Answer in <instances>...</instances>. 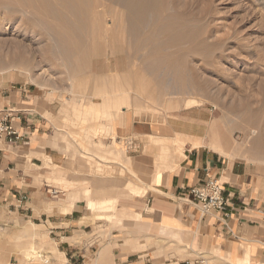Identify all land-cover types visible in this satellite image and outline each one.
I'll use <instances>...</instances> for the list:
<instances>
[{
	"label": "crops",
	"instance_id": "obj_1",
	"mask_svg": "<svg viewBox=\"0 0 264 264\" xmlns=\"http://www.w3.org/2000/svg\"><path fill=\"white\" fill-rule=\"evenodd\" d=\"M15 83L10 79L0 82V117L7 112L20 114V127L29 141L19 145L0 141V238L1 226L17 214L25 221L43 223L69 264H93L87 260L92 246L87 248L83 239L92 233L87 222L94 220L102 227L104 221L110 223L107 211L117 214L116 210L124 209L129 215L140 214L145 229L138 231L122 219L111 224V234L102 243L110 247L114 264L191 263L190 258L180 261L176 253L184 246L187 257L218 250L231 261L243 258L248 246L251 261L264 264V178L253 165L231 161L213 149L217 123L205 132L207 118L194 113V107L156 122L137 120L133 113L124 112L113 124V136L90 139L84 133L80 137L82 144L94 148L99 141L112 146L113 137L125 146L123 165H110L109 177H103L88 173L85 166L76 170L81 168L75 165L71 170V163L87 159L81 157V143L71 136L72 114L63 113L69 99L61 100L60 93L53 97L49 92L39 94ZM219 131L225 134L223 128ZM221 150L227 152L229 147L222 145ZM211 177L225 186L227 219L221 214L205 215L189 197L192 187ZM130 185L143 188L142 194L129 195ZM86 191L92 192L90 201L84 198ZM21 194H28L29 201L17 210ZM116 195L121 196L114 207L110 201ZM50 206L58 209L49 211ZM163 228L179 234L183 243L173 235L166 238ZM77 235L83 236V246L70 242ZM148 237L156 243H148ZM100 248L97 243L95 255Z\"/></svg>",
	"mask_w": 264,
	"mask_h": 264
},
{
	"label": "rangeland",
	"instance_id": "obj_2",
	"mask_svg": "<svg viewBox=\"0 0 264 264\" xmlns=\"http://www.w3.org/2000/svg\"><path fill=\"white\" fill-rule=\"evenodd\" d=\"M169 1L171 2V0ZM172 1L175 2V0ZM188 1L192 2L191 5L193 6V18L196 20V23H193V37H195L193 38L194 40L193 57L191 56L188 59L187 70L190 71L189 75H192L191 77H193V80L196 79L198 83L200 81V83L205 84L207 86L206 94L197 93V91L193 89L192 90L186 89L184 91H181L180 89H178L180 88V86L176 85L173 82L174 79L172 78L171 75H170L171 78L170 77L165 78V75L167 76L166 74L167 72L166 71L161 72L162 67L158 70L159 72L157 71L156 76L151 75L150 74L151 71L149 72L147 68L149 66L146 63L145 65H143L144 63L143 64L141 63L142 57L143 55H145L144 54L145 50H142L143 52L141 54L140 53L138 54L137 50L139 49L140 46L137 48L130 45L129 44L130 37L127 39L128 34L126 32L122 33L121 31H117L115 32L116 34L111 33L109 36L110 38L104 37L107 43L106 44L104 41V46L106 47L108 44L110 46L111 44H114L118 47L117 50L118 53L113 54L110 48L107 47L102 53V56L98 58H93L90 62L89 68L88 67L85 68V71L82 73V75H78L75 74V72L69 70L66 61H63L61 60L62 58L59 59V57L55 55H51V53L48 52L49 48L47 47L51 46L50 43L53 44V41L51 42L50 40L51 38H49V36L42 35L39 31H37L35 32V35H33V33L31 32L28 35L24 36L23 38V36H20L18 33H16L17 29L15 24L11 25V31L4 32L3 30H5L4 26L7 24V19H9L11 16L15 18L16 17L19 18L20 16L19 15L15 16L14 14L11 13L0 15V38L1 37L11 38V37H16V35L17 36L19 35L20 36L19 39L21 38L23 39L21 40L23 41L22 42L23 50L21 51V49H18L16 52L18 54L19 51V54L21 53V56L24 57V61L26 60L25 62H27V63L23 62V64L21 63L22 64L21 65L20 61L14 59L19 54L17 56H14L16 55L15 54L16 52L13 53L11 51H8L9 49H5L4 52L7 50L8 52L11 53L9 54L7 51H6L7 54L4 53L6 54L8 59V60L4 59L6 58V56L4 55L5 57L3 59L6 62L3 59H2L3 61L0 60L1 61L0 82H3L4 79H10L16 82L15 84H17L18 86L26 85L28 89L36 90V92L39 94H43V93L46 94L49 92L52 94L50 95V97H53V96H57V94L60 93L62 94L61 100L69 99L65 102L63 113L68 115L69 117L72 114L69 121L70 133H73L71 134V136L76 142L81 143L79 145V148L84 153V155H81V157L87 159L84 162L71 163V170H74L75 165L79 166L80 168L81 166L83 168L85 166L87 168L86 171L88 173L94 174L96 172L97 174L103 177L104 176L109 177L110 165L113 164L123 165L122 161L109 160L107 158H104L96 151L92 150L90 146H86L82 144L83 140H81L80 137L85 132L87 133V130H88L87 137L91 135L97 138L100 136L102 138L104 137L108 138L113 136V133L111 134L107 132L105 130V127L103 128L100 122L98 123L93 122V120L89 118L90 120H88V124H87L86 123L87 120H83V119H88V117H91L89 113L91 114L92 110L90 107L88 108L90 102L94 101L93 103L98 105L103 101L101 97L97 96L95 90L100 83L99 81L102 78L106 79L110 77L109 75L117 74V73H120L121 75H125L127 72L129 73V71L132 75V79L134 80V82L132 81L133 84H137V85H141V83H143L144 85L148 84V86L152 85L151 87L155 89L161 86L162 88H164L163 90L165 92L164 91L162 92V94L164 93L163 94L164 96L161 95L162 101L159 100L161 101L160 105L157 104L159 101L153 103L152 101L145 99L143 100L144 102L143 105L146 106V109H144V111H142L141 114L134 115L135 114L134 109L125 106L123 111L120 112V116H123L124 112H129V113H133L135 119L137 120H141V121L151 120L155 122L164 121L168 118V116H172L173 113L176 111H181L186 108L187 109L191 108L185 106L186 100H195L199 103L197 104L196 107L193 108V112L207 118L208 126L205 129V132L209 130L210 125L212 123H217L218 128H223L224 133L234 143L237 142V144L239 145L246 144L244 146L248 148L249 146H251L250 144L253 142V139L256 138L257 136L258 137L260 136L261 143L264 144V0H188ZM170 2L169 4L172 3ZM173 5L171 4L170 7L174 11ZM20 20L21 17L18 19V21ZM152 21L156 22V19L152 18ZM147 31L148 29H146V32ZM25 45L29 47L26 46L27 49L24 51ZM199 46L201 47V49L199 48ZM129 47L135 48L136 50L132 48L131 49L137 51L136 56L138 57L140 56V57L139 58L137 57V59L134 58L135 56L134 55L135 53L133 54L134 51H131L134 56L129 55L131 50ZM197 48H199L198 53H196ZM168 49H171L172 53H177L175 52L176 48L174 49L167 48L165 49L166 51L164 52L170 54L169 51L171 50ZM125 51L126 53H124ZM139 51L141 50L139 49ZM205 53H208L211 59H209L210 57L208 59L204 58L202 54ZM26 55L29 56V58ZM8 56L11 57L14 56V57L11 58ZM31 56L33 57L31 58ZM123 58L126 61H129L130 59L132 61L131 63L134 64L133 65L131 64L132 66L130 65L126 67L125 60ZM11 59L13 60V62L14 61L16 62L13 63ZM31 59L33 60V62ZM110 60H114L113 65L108 62ZM118 61H120L119 66H117ZM151 63H155V61H152ZM13 64L14 66H12ZM14 68L15 69L19 68V69L15 70ZM120 68L124 71H122ZM164 70L167 69L162 68V71ZM43 71H45V73ZM163 73L165 74L163 75ZM73 75H75L78 80H75L76 78L74 79L75 76ZM163 77L166 79V81ZM71 78H73L75 81H71ZM95 80L97 82H95ZM79 81L86 86L83 88L85 89L86 92L83 91L84 92L83 94V92L80 91V94L78 96V93L75 91L76 89L75 85L76 82L80 84ZM162 81H164V83ZM72 82L75 88L73 87ZM164 84L167 85L165 86ZM176 89L179 92H176ZM81 93L83 95H81ZM134 95H136V93L134 91L133 92L131 91L132 98H135ZM170 104H177L178 105L177 110L176 108L172 107ZM156 105L159 106L157 107ZM155 107L158 109H156ZM77 111L79 113L83 111V113H81L80 115L83 119L78 115ZM83 114H85L87 118H84L86 116ZM144 116L145 118H143ZM225 121H227L228 123ZM89 123L91 125L93 123V126L89 125ZM227 124H229L228 125L230 126L229 128L228 126H226ZM73 129L74 130L77 129L78 131L74 132L72 131ZM254 132L256 133L254 134ZM89 138L91 139V137ZM113 138H114L113 145L117 146L116 139L115 137ZM247 139L250 140V141L248 140V143H247ZM206 142L207 145L210 147L209 139H207ZM101 143L106 145L105 142L99 141V145ZM120 146H122V148L126 153L125 146L123 145ZM238 155L235 156V159H231L229 157L228 158L231 161H241L253 165L254 168L259 170V173L264 178V162H262L264 160H260V161L258 160L259 161L258 162L256 159L257 157L255 156L246 159L247 156H252L250 155V153H247L246 156H244L245 153H241V156ZM95 158L98 160L97 162L95 161ZM76 170H82V168ZM86 186L90 187V185L88 184H86ZM14 218L15 220L16 219L20 220L23 224H29L28 222L29 220L25 221L21 216L14 214L13 220L1 226L3 230L1 232L2 236L0 238V247L6 244V242L13 241L14 234L21 233V226H23V224L19 225L15 223ZM31 222L39 225H43L44 227L43 223L34 222V221ZM105 222L106 221L103 222L105 225H103L102 227L95 225L96 221L94 220L87 222L92 225V228L90 229L92 233L88 235L85 234L83 238L87 240L85 242L87 248H90V246H92V250L88 251L90 254L89 258H87L88 263L90 261L94 262L95 259L94 255L97 250V243L102 245L103 242L102 238H99L98 240L99 242L92 245L90 244L91 240L89 241V235L95 234V237H98L101 236V234H103L104 235L103 238H106L107 234H108L107 236L111 234L113 225H111V223L109 222L106 223ZM44 230H46V232L52 238V236L50 235L51 231L48 228H45ZM85 243L81 242L82 246ZM42 252H43L42 254L46 255L47 257L51 255L48 254L50 252L47 249H45V251L43 250ZM145 254H148V251H146ZM198 254H200V256ZM197 255H191L190 257H185L182 259L179 256L180 257L179 260L184 261L185 259L187 260L190 258L193 260L191 262L192 264H197L196 260L201 258L204 260V264L208 263L209 257H204L205 254L197 253ZM168 258H172V257H168ZM9 259L11 264H17L16 258L13 254L9 257Z\"/></svg>",
	"mask_w": 264,
	"mask_h": 264
},
{
	"label": "bare ground",
	"instance_id": "obj_3",
	"mask_svg": "<svg viewBox=\"0 0 264 264\" xmlns=\"http://www.w3.org/2000/svg\"><path fill=\"white\" fill-rule=\"evenodd\" d=\"M169 2H170L169 0H0V15L11 13V14H14L15 16L19 15L21 17L20 21H18L20 17L15 18L11 16L9 19H7V24L4 26L5 30H3L4 32L11 31V25L15 24L16 29H17V32L16 31L15 32L18 33L20 36H23V38L24 36L28 35L31 32L33 33V35H35V32L37 31H39L42 35L49 36V38H51L50 39L51 42L53 41V44L50 43L51 46L47 47L49 48L48 52H50L51 55H55L59 57V59L62 58L61 60L66 61L68 64L69 70L75 72V74H78V75H82V73L85 71V68L87 67L89 68L90 62L93 58H98L102 56V53L107 47L110 48L113 54H117L118 47L116 45L111 44L110 46L108 44L106 47L104 46L105 38H110L109 37L110 34L115 33L117 31H121L122 33L126 32L128 34L127 39L130 37V40H129L130 43L129 42L128 43L134 47L138 48L140 46L142 48L141 49L139 47L141 51H139L138 49L137 50L138 54L139 53L141 54L143 52L142 50H145L146 53L144 52L145 55L142 54L143 57H142L141 63L142 64L144 63L143 65H145L146 63L149 66V67L147 66L146 67L148 68L149 72L151 71L150 73L151 75L156 76L157 71L161 67L163 69L166 68L167 70H164V71H162V68H161V72H165V71L167 72L166 73L167 76L165 75V78L170 77L171 75L172 78L174 79L173 82L176 85L180 86V88L178 87L177 88L180 89L181 91H184L186 89H191V90L193 89L197 91V93L206 94L207 86L205 84L200 83V81L198 83L196 79L195 80L197 82L193 80V77H191L192 75H189L190 71L187 70L188 69L187 68L188 59L191 56L193 57V42H194L193 38H195L193 37V23H196V20L193 18V6L191 5L192 2H189L188 0H175V2H173L171 0L172 3L171 2L170 3L172 5L175 3L173 5L174 11L170 7L171 4H169ZM170 8L172 9V12ZM152 18L153 19L155 18L156 22L152 21ZM146 29H148L147 32H146ZM19 35L18 36L16 35V37H11V38H5V37L0 38V60H2L7 54L6 53L7 50L4 52L5 49H9L8 51H11L13 53H15L18 49H21V51L23 50L22 49L23 41H21L23 39L22 38L19 39L20 37ZM26 46L27 45H25V48L23 47L24 51L27 49ZM131 48L135 49L133 47ZM167 48H172V49L176 48L175 52L177 53H172L171 49H168V50H171L169 51L170 54L164 52L166 51L165 49ZM199 48L201 49L200 46ZM199 48L196 49V53L199 52L198 50ZM132 49L130 50L131 54L128 52L129 55H133L135 53L134 55L136 56L137 51H134ZM131 51H134L133 54ZM11 52H8V53L10 54ZM124 53H126V51ZM15 54L16 55L14 56H17L19 54V51H18V54L17 52ZM26 56H25V59H26ZM135 56L134 58L137 59L138 56L136 57ZM202 56L206 59L210 57L208 53L202 54ZM8 57H11V56H8ZM27 57L29 58V56ZM32 57L33 56H31V58ZM4 59H7V56ZM14 59H17L18 61H20V64L21 63L23 64V62L26 61V60L24 61V57L21 56V53ZM209 59H211V57ZM152 61H155V63H151ZM15 62L16 61H14L13 63ZM108 62L113 65L114 60H110ZM131 62L132 61L130 59L129 61L125 60L126 67L130 66L132 64ZM119 65H120V61H118L117 63V66ZM12 66H14V64ZM43 72L45 73V71ZM164 74L165 73H163V75ZM109 76L110 77L106 79L102 78L99 81L100 82L99 85L97 83L98 87H96L95 89L96 94L97 96L101 97L103 101L102 103H99L98 105L93 102L89 103L88 108L90 107L92 110L91 114L89 113L91 117H88V119H83L80 116L81 113H83V111H81V113L77 111V113L83 120H87L86 122L87 124H88V120H90L89 118H91L93 122H96V123L100 122L102 127L103 128L105 127V130L112 134L113 124L115 121L119 119L120 112L123 111L125 106L129 108L130 107L133 108L135 111L134 115H139L141 114L142 111H144V109H146V106L143 105L144 103L143 100L145 99L150 100L153 103L158 102L159 100L162 99L161 95L164 94V93L162 94V92L164 91L163 90L164 88L159 86V88L156 87L157 89H155L151 87L152 85L148 86V84L144 85L143 83H141V85L133 84L132 81L134 82V80L132 79V75L130 71L129 73L127 72L125 75H121L120 73H117V74H112ZM75 78L76 76L74 77V79ZM72 79L73 78H71V81L78 80L77 78L75 80L74 79L72 80ZM95 82L97 81L95 80ZM162 82L164 83V81ZM77 83L78 82H76V85H75L77 90L75 89V91L78 93V96H79L80 91L86 92L85 89H83L86 86L83 85L81 82L80 84L79 83L77 84ZM72 85H73V82H72ZM131 91L132 92L134 91L136 93V95H134L135 98H132ZM176 92H179V91H177L176 89ZM83 94L81 93V95ZM161 101H159L157 104L160 105ZM198 103L199 102L195 100H186L185 106L186 107H192V106L196 107ZM170 105L176 108L177 110L178 108L177 104H170ZM84 118H87V116ZM143 118H145V116ZM89 125L91 124L89 123ZM228 125L229 124H227L226 126ZM91 126H93V123ZM215 127L217 128V132H215L213 135V143H214L213 149L214 150H220L221 152H223L222 154L227 155L228 157L232 159H235V156L238 154L241 156V153H245L244 156H246L247 153H250V155L252 156H247L246 159H248L249 157L255 156L257 157L256 158L257 161L264 160V144L261 143L260 136L259 137L257 136L256 138H254L253 142L250 144L251 146L246 148L244 146L246 144L239 145L237 144V142L236 143L232 142L228 136H226L225 134L222 135L220 133L219 128L218 126H216V124H215ZM229 127L230 126H228V128ZM87 133H88V130H87ZM87 133H86V136H87ZM255 133L256 132H254V134ZM89 137H93V136L91 135ZM248 140L249 139H247V143H248ZM116 145L117 146H114V145L107 146L101 143L99 146H96L95 148L93 146L92 147L90 146V147L92 150L96 151L98 154H100L104 158H107L109 160L123 161V158L125 157V151L122 148V146H120L119 144H116ZM222 145L228 146L229 150L227 152H225V150H221ZM129 187H130V192H131V193L129 192V195L130 194H133V195L142 194L141 190L143 188L142 189L140 188L141 189L140 190L139 188H137V186L135 187L133 185H130ZM90 192L86 191L84 193L85 199L87 200L92 199L91 198L92 192L91 193ZM120 193H123V192H120ZM120 196L121 195H116L114 199L110 201L111 202L110 204H112L115 207L117 203V199ZM55 209H58V207L50 206L49 211H53ZM116 211H118L117 214L113 213V211H107L105 215V217L110 221L111 224L115 223L116 219H122L125 223L130 224L134 229L135 228L138 229V231H143L145 229V227L143 226V223L141 222L140 214L129 215V214H126V211L124 209L116 210ZM11 220H13V218ZM14 221L15 223L19 225L23 224L18 219L15 220L14 218ZM28 222L29 224H23V226H21L20 234L16 233L13 235L14 236L13 241L6 242V244L0 247L1 248L0 249V264H11L9 257L12 254L15 256L17 264H68L69 261L65 253L60 251L57 240L55 241V240H51L52 238L51 239L49 238L48 233L46 232V230H44L45 226L43 227V225H39L31 221H28ZM172 231L173 230L167 229V228L162 229L163 235L166 236V238L169 235L171 236L173 235V237L178 239L181 243L182 241H181L180 235L177 233H173ZM86 235L88 234L86 233ZM81 236L82 235L80 236L77 235L76 237L74 236L75 238L72 237L73 239L72 240L70 239V242L74 244L76 243L79 244L81 242V239L83 238V236L82 237ZM103 236H104L103 234H101V236H98V237H95V234L89 235V241L91 240L90 244L93 245L94 243L99 242L98 241L99 238H103ZM147 242L152 243V244L156 243V242H152L151 237H148ZM175 242L176 241H174V244L177 243ZM168 247L170 246H167V248L166 247L165 248L169 249ZM184 247L180 249L177 247L179 250L176 253L178 254V256L181 257V259L189 256V253L186 252L187 247H185V249ZM249 248L250 247L247 246L246 248L247 253H245V256L243 255V258L237 259V261H231L229 259L223 258L224 256H222L218 250H213L210 253H203V254H205L204 257H209L208 259L209 261L207 264H254L251 261ZM45 249L49 250L50 253L48 254H51L49 255L50 257L49 256L47 257L46 255L42 254L43 253L42 251L43 250L45 251ZM165 254H166V257L170 256L168 255L167 252H165ZM198 255L200 256V254ZM93 264H114V257L110 251V247H105L102 243L100 250L95 255Z\"/></svg>",
	"mask_w": 264,
	"mask_h": 264
},
{
	"label": "built area",
	"instance_id": "obj_4",
	"mask_svg": "<svg viewBox=\"0 0 264 264\" xmlns=\"http://www.w3.org/2000/svg\"><path fill=\"white\" fill-rule=\"evenodd\" d=\"M21 122V115L13 114V112H7L0 117V141H5L9 145L27 144L29 140L20 127ZM52 195H56V193L53 192ZM189 197L205 215L221 214L224 219L229 217L226 213L228 199L225 196V186L219 179L211 177L204 183L192 187L189 190ZM28 201V194H21L17 199L15 209L22 210ZM196 263L204 264V260L197 259Z\"/></svg>",
	"mask_w": 264,
	"mask_h": 264
}]
</instances>
